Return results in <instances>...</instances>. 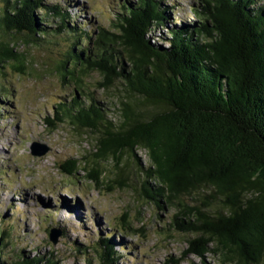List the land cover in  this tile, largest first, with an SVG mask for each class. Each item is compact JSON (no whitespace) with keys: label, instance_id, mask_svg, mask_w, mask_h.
I'll list each match as a JSON object with an SVG mask.
<instances>
[{"label":"trees","instance_id":"1","mask_svg":"<svg viewBox=\"0 0 264 264\" xmlns=\"http://www.w3.org/2000/svg\"><path fill=\"white\" fill-rule=\"evenodd\" d=\"M168 10L164 0H128L109 28L94 33V24L88 30L67 5L0 0V67L14 61L19 74L27 73L25 59L3 44L11 35L37 46H59L56 40L65 37L59 66L81 96L63 99L47 124L95 133V158L114 160L111 180L121 189L129 187L127 154L144 196L160 210L176 211L173 230L194 236L184 256L214 253L223 264H264V1L202 0L186 25L171 21ZM92 71L106 89L125 86L121 122L81 87L80 76ZM137 99L151 111H137ZM141 148L146 166L135 161ZM88 167L75 159L61 170L76 177L83 169L99 187L104 171L98 162ZM123 223L120 235L133 231ZM13 231L10 225L0 232V264H57L45 253L6 261ZM102 246L101 264H117L111 241Z\"/></svg>","mask_w":264,"mask_h":264},{"label":"rangeland","instance_id":"2","mask_svg":"<svg viewBox=\"0 0 264 264\" xmlns=\"http://www.w3.org/2000/svg\"><path fill=\"white\" fill-rule=\"evenodd\" d=\"M48 1L69 6L78 22H86L88 30L94 24L96 33L99 26L109 28L114 12L128 0ZM201 4L202 0H164L171 21L177 25L194 21L192 10ZM11 36L3 44L25 59L27 73L19 74L14 61L0 67V232L14 227L11 239H7L13 245L5 249V260L14 263L19 256L33 258L45 253L57 264H89V260L101 264L102 241L109 239L118 253L117 264H169L172 260L178 264H223L214 253L205 259L190 253L184 256L188 238L194 236L173 230L176 211L160 210L144 196L136 166L128 161L127 154L122 164L129 187L121 189L111 180H116L114 160L95 158L99 150L95 133L77 131L68 123L57 128L47 124L54 115L53 108L63 99L69 102L73 94L81 96L80 86L64 78L59 66L66 52L65 37L56 40L59 46H37L28 43L26 37ZM80 78L81 87L109 106V119L121 122L120 102L127 101L125 86L117 83L106 89L97 71ZM135 101L137 111H151L141 99ZM36 147L40 152L48 151L44 156H34ZM135 155V161L144 166L149 163L143 148ZM75 159L82 166L88 161L89 171L98 162L104 171L99 187L83 169L76 177L62 172L61 166ZM65 204L74 206L68 218L57 213ZM124 219L133 231L120 235ZM53 229L62 231L56 245L50 240Z\"/></svg>","mask_w":264,"mask_h":264},{"label":"water","instance_id":"3","mask_svg":"<svg viewBox=\"0 0 264 264\" xmlns=\"http://www.w3.org/2000/svg\"><path fill=\"white\" fill-rule=\"evenodd\" d=\"M48 150H45L44 152H40L37 147L33 149V155L34 156H44ZM62 237V231L59 229H53L50 231V240L53 244H57Z\"/></svg>","mask_w":264,"mask_h":264},{"label":"bare ground","instance_id":"4","mask_svg":"<svg viewBox=\"0 0 264 264\" xmlns=\"http://www.w3.org/2000/svg\"><path fill=\"white\" fill-rule=\"evenodd\" d=\"M70 208H74V206H67L66 204L63 205V207L59 206L57 208V213L62 217V218H68L69 210Z\"/></svg>","mask_w":264,"mask_h":264}]
</instances>
